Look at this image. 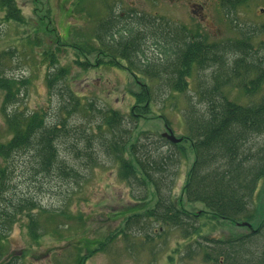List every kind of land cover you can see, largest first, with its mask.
I'll list each match as a JSON object with an SVG mask.
<instances>
[{
  "label": "rangeland",
  "instance_id": "obj_1",
  "mask_svg": "<svg viewBox=\"0 0 264 264\" xmlns=\"http://www.w3.org/2000/svg\"><path fill=\"white\" fill-rule=\"evenodd\" d=\"M13 1L24 22L4 20V11L0 9V74L18 82L21 109L38 111L51 124L67 120L71 134L58 142L59 157L66 168L63 173L56 169L48 174L37 173L32 153L17 155L7 163L0 157V167L9 166L14 170L15 193L34 197L41 206V211H31L37 224V241L29 234V217L22 214L4 243L5 261H15V264H205L191 254L197 253L198 243L204 245L249 233L247 227L210 223L208 216L201 214L205 212L202 204L187 202L182 196L187 172L194 161V153L184 142L187 131L183 116L189 107L200 108L196 89L203 74L192 70L189 89L185 92H159L161 83L142 76L133 77L124 62L120 61V67L100 65L95 54L82 57L71 47V43L91 36L96 23L106 18L112 7L124 15L133 8L139 13L161 16L173 25L178 22L193 27L198 25L199 19L190 6L200 0H158L157 5L148 0ZM235 11L240 26L264 24V0H248ZM206 12L209 13V41L239 37L233 26L235 22L224 19L221 0H209ZM260 40H264V36L259 35L254 44ZM145 50L148 56L155 55L150 47L146 46ZM47 77L53 81L51 87ZM144 85L154 89L155 95L148 102L146 112L140 113L134 108V95ZM224 93L239 104L256 102L259 97V93H243L234 83L224 88ZM70 94L81 103L74 113H71ZM2 100L0 90V143L10 138L1 112ZM108 111L121 114L123 126L129 129L132 114L137 113L134 136L143 133L156 141L169 128L181 139L187 156L181 159L171 196L188 213L200 215L197 223L200 236L193 233L184 237L177 229L156 223L148 234L149 241L143 233L131 232L137 230L135 226H130L125 235L115 236L123 229L121 215L132 214L135 208L145 205L144 191L119 178L117 163L99 150L97 139L93 143L97 153L92 157L79 154L81 148L73 147L75 131L76 137L82 140L80 145L85 144L84 136L92 132L96 137L99 135L100 114ZM101 131L106 134V128ZM162 149L170 148L165 145ZM255 195L258 210L253 228L264 216V179L258 182ZM149 197L154 200L151 189ZM146 227L144 225L142 230ZM83 237L98 242L95 248L86 247Z\"/></svg>",
  "mask_w": 264,
  "mask_h": 264
},
{
  "label": "trees",
  "instance_id": "obj_2",
  "mask_svg": "<svg viewBox=\"0 0 264 264\" xmlns=\"http://www.w3.org/2000/svg\"><path fill=\"white\" fill-rule=\"evenodd\" d=\"M247 2L222 1L225 13L230 14L227 20L235 22L233 26L239 37L209 41V45L199 37L193 42L184 37L178 43L176 32L168 22L160 30L152 21L144 24L134 18L124 22L115 15L99 20L91 36L71 43L82 57L95 54L100 65L118 67L120 61L124 62L133 77L142 76L161 83L165 89L158 88L159 92H185L189 89L192 70L203 74L196 89L200 108L189 107L183 116L187 131L184 142L194 153V161L187 172L182 196L187 202L202 204L205 212L201 214H206L210 223L226 222L240 227L241 223L252 226L256 220L255 192L258 182L264 179V40L254 44L259 35L264 36V24L243 27L237 23L235 10ZM0 9L4 11L5 20L23 24L24 18L13 0H0ZM146 46L150 50L157 48L152 50L155 55L148 56ZM47 78L51 87L53 81ZM233 83L247 95L259 93L258 100L239 104L228 99L224 88ZM0 90L3 92L1 112L10 133V138L0 143V157L7 163L17 155L32 153L37 173L48 174L54 169L65 172L58 142L71 134L67 120L51 124L44 114L21 109L18 82L13 78L0 74ZM154 95V89L144 85L134 95L136 111L146 112ZM69 96L71 113L77 112L81 103L73 94ZM132 116L129 129L123 126L121 114L101 113V122L97 125L99 135L96 137L92 132L84 136V145H80L82 140L76 137V131L73 133V147L81 148L79 154L92 157L97 153L93 144L97 141L99 150L117 163L119 178L144 191L145 205L135 208L132 214L121 215L123 229L115 236L125 235L130 226H135L137 230L131 232L143 233L149 241L148 234L155 223L160 227H173L184 237L193 233L200 236L197 225L200 215L188 213L171 196L181 159L187 156L184 144L161 137L151 141L143 133L134 136L138 114ZM103 127L106 134L101 131ZM165 145L170 149L164 151L162 146ZM13 173L9 166L0 167V264H15V261H5L4 243L22 214L29 217L32 239L37 241L39 236L31 211H41V206L34 197L15 193ZM148 187L154 200L149 197ZM144 225L146 230H142ZM83 239L86 247L92 245L90 249L98 243ZM263 242L264 216L249 233L204 245L198 243L197 253L191 254L205 264H264Z\"/></svg>",
  "mask_w": 264,
  "mask_h": 264
},
{
  "label": "flooded vegetation",
  "instance_id": "obj_3",
  "mask_svg": "<svg viewBox=\"0 0 264 264\" xmlns=\"http://www.w3.org/2000/svg\"><path fill=\"white\" fill-rule=\"evenodd\" d=\"M116 1V0H115ZM114 1V3H115ZM150 2H152L153 5H157L158 0H148ZM222 1L221 0V5H222ZM248 1V0H247ZM116 5H119V3H117ZM209 7V0H200L198 3H193L190 8H191V12L194 15L198 16V25H195L193 27H187L182 25V23H175L174 25L168 21H166L165 18L157 17V16H153L147 13H139L137 12L135 9L130 8L129 12L124 15L123 12L117 13L114 10V7H112L111 9V13L109 15H115L118 16V18L120 17L119 20H124V22H128L134 18H136L139 21L144 22V24H147L149 21L153 22V26H158L160 30H163L166 23H170L173 25V29L176 32V40L178 43H180L184 37L185 40H189L190 42L196 41V38L199 37L201 40L205 39L206 43L209 45V13L206 12V9ZM194 8V9H192ZM19 9V7H18ZM224 11V8H223ZM262 11V10H261ZM183 14V12H182ZM230 18V14H226L224 11V19H229ZM5 20V17H4ZM153 51H156V49L152 48ZM121 65L119 64V67Z\"/></svg>",
  "mask_w": 264,
  "mask_h": 264
},
{
  "label": "water",
  "instance_id": "obj_4",
  "mask_svg": "<svg viewBox=\"0 0 264 264\" xmlns=\"http://www.w3.org/2000/svg\"><path fill=\"white\" fill-rule=\"evenodd\" d=\"M161 135H162V137L168 139L169 141H171V142H173V143H178V142L181 141V139H180V138H176V137L174 136V134L171 132V130H169V129L167 130V132H164V133H162ZM240 225H241V226H246V227H248L249 229H251V225L248 224V223H241Z\"/></svg>",
  "mask_w": 264,
  "mask_h": 264
}]
</instances>
